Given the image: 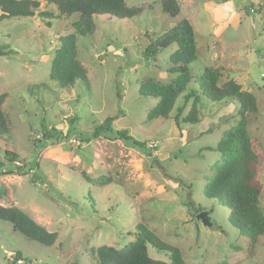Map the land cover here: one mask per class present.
Masks as SVG:
<instances>
[{
	"label": "rangeland",
	"instance_id": "rangeland-1",
	"mask_svg": "<svg viewBox=\"0 0 264 264\" xmlns=\"http://www.w3.org/2000/svg\"><path fill=\"white\" fill-rule=\"evenodd\" d=\"M37 1L36 16L0 21V95H9L3 110L11 124L10 134L0 137V172L19 174L0 176V205L20 208L59 240L44 247L0 220V264H13L17 253L27 264H95L91 249L125 247L138 224L179 248L188 263L264 264V236L249 252L247 236L228 221L229 209L204 194L224 161L207 148L237 124L238 101L201 98L200 122L182 125V142L173 122L182 98L169 119L149 121L157 100L141 96L143 80L167 84L177 76L168 73L176 45L156 63L144 50L183 18L189 20L197 57L190 73L217 70L219 87L235 80L257 99L248 133L261 161L264 211V0H179L176 18L163 12V0H127L129 8L146 10L131 19L97 16L87 36L76 32L78 14L46 19L42 12L59 11ZM73 34L88 83L78 80L62 89L50 78L51 64L59 38ZM190 111L191 105L183 117ZM110 117H116L115 131H126L144 146L96 135ZM8 153L15 162H8ZM202 211L212 226L197 219ZM150 256L168 261L153 248Z\"/></svg>",
	"mask_w": 264,
	"mask_h": 264
},
{
	"label": "trees",
	"instance_id": "trees-1",
	"mask_svg": "<svg viewBox=\"0 0 264 264\" xmlns=\"http://www.w3.org/2000/svg\"><path fill=\"white\" fill-rule=\"evenodd\" d=\"M45 1L48 5L56 6L59 13L57 15L44 11L40 14L41 17L49 19L78 14L79 19L74 26L81 36H87L93 32L94 18L97 16L106 15L119 20L131 19L139 17L146 10L144 6L129 8L127 0ZM161 6L163 12L172 18H176L181 13L179 0H163ZM39 8L40 2L37 0H0V21L9 18L34 17ZM47 23L50 25L49 22ZM195 37L193 26L189 20L183 18L179 24L155 40H151L144 50L143 55L146 59L156 63L160 53L172 45L177 46V50L170 56L168 70V73L177 75L176 78L167 84L151 79L141 82V96L157 100L155 106L148 112L147 119L149 121L160 118L169 119L177 101L182 98L183 104L178 108L173 122L183 142L186 140V131L182 125L194 126L200 122L198 105L201 98L213 103L238 101L240 110L237 124L225 131L215 147L207 148L209 151L219 152L224 157V161L217 168L214 177L208 180L204 187V194L207 198L214 199L229 209V223L247 236L249 252H252L259 238L264 236V211L260 200L263 185L259 179L261 161L248 133V115L258 111L257 99L252 93L244 91L235 80H229L219 87L217 70L206 69L200 76L192 75L190 66L197 60ZM75 40L74 34L60 37L59 46L52 60L50 78L57 81L62 89L72 88L78 80L88 83L87 71L78 59ZM191 84L197 85L198 88H191ZM8 96V94L0 95V137L9 135L11 131L10 120L3 110ZM189 105H191V111L183 117V112ZM115 118L110 117L98 126L96 135L102 133L106 136L113 135L131 147L144 146L135 141L126 131H115L112 126ZM7 156L8 162H15V155L8 153ZM7 175L19 174L12 171L0 172V176ZM107 182H110V178ZM92 206L94 208L95 203ZM0 220L11 223L16 232L44 247L54 246L59 240L57 232L48 231L16 206L0 205ZM134 234V239L123 248L103 245L97 249H91L90 261L95 264H192L185 260L179 248L163 242L147 226L138 224ZM151 248L159 254L166 255L168 261L153 259L150 256ZM20 259L23 257L17 253L12 263L16 264V261Z\"/></svg>",
	"mask_w": 264,
	"mask_h": 264
},
{
	"label": "water",
	"instance_id": "water-1",
	"mask_svg": "<svg viewBox=\"0 0 264 264\" xmlns=\"http://www.w3.org/2000/svg\"><path fill=\"white\" fill-rule=\"evenodd\" d=\"M197 219L201 220L202 224L205 225V226H207V227L212 226V223L210 221L209 215L205 211L200 212L197 215Z\"/></svg>",
	"mask_w": 264,
	"mask_h": 264
},
{
	"label": "built area",
	"instance_id": "built-area-1",
	"mask_svg": "<svg viewBox=\"0 0 264 264\" xmlns=\"http://www.w3.org/2000/svg\"><path fill=\"white\" fill-rule=\"evenodd\" d=\"M16 264H27V262L23 259L17 260Z\"/></svg>",
	"mask_w": 264,
	"mask_h": 264
},
{
	"label": "clouds",
	"instance_id": "clouds-1",
	"mask_svg": "<svg viewBox=\"0 0 264 264\" xmlns=\"http://www.w3.org/2000/svg\"><path fill=\"white\" fill-rule=\"evenodd\" d=\"M27 262V261H26ZM28 263V262H27Z\"/></svg>",
	"mask_w": 264,
	"mask_h": 264
}]
</instances>
